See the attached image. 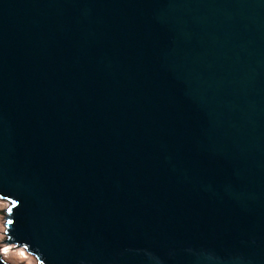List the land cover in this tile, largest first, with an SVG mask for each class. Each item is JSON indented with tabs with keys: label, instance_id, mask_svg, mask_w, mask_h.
Returning a JSON list of instances; mask_svg holds the SVG:
<instances>
[{
	"label": "water",
	"instance_id": "obj_1",
	"mask_svg": "<svg viewBox=\"0 0 264 264\" xmlns=\"http://www.w3.org/2000/svg\"><path fill=\"white\" fill-rule=\"evenodd\" d=\"M0 197L41 264H264V0H0Z\"/></svg>",
	"mask_w": 264,
	"mask_h": 264
},
{
	"label": "bare ground",
	"instance_id": "obj_2",
	"mask_svg": "<svg viewBox=\"0 0 264 264\" xmlns=\"http://www.w3.org/2000/svg\"><path fill=\"white\" fill-rule=\"evenodd\" d=\"M4 230L3 225L0 224V242L4 236L2 231ZM2 257L4 256L9 261L15 264H38L37 258L29 254L24 248H14V246L2 245Z\"/></svg>",
	"mask_w": 264,
	"mask_h": 264
},
{
	"label": "rangeland",
	"instance_id": "obj_3",
	"mask_svg": "<svg viewBox=\"0 0 264 264\" xmlns=\"http://www.w3.org/2000/svg\"><path fill=\"white\" fill-rule=\"evenodd\" d=\"M12 207V203L8 200V199H5L4 197H0V224L3 225V228L4 230L2 231L3 233V240L0 242V253H2V245L3 244H6L7 246H14L12 244H9L6 239H7V231H8V223H9V219H6L9 215H10V211L9 209ZM14 248L18 249L20 247H16V245L14 246ZM28 252V251H27ZM29 253V252H28ZM33 256H35L34 254L32 253H29ZM36 257V256H35ZM4 260H6L7 262H9L10 264H15L11 261H9L8 259H6L4 256H3ZM37 258V257H36ZM37 261H38V264H41V262L39 261V259L37 258Z\"/></svg>",
	"mask_w": 264,
	"mask_h": 264
}]
</instances>
